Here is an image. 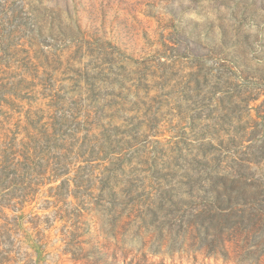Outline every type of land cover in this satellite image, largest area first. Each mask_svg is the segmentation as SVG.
I'll use <instances>...</instances> for the list:
<instances>
[{
    "label": "rangeland",
    "instance_id": "obj_1",
    "mask_svg": "<svg viewBox=\"0 0 264 264\" xmlns=\"http://www.w3.org/2000/svg\"><path fill=\"white\" fill-rule=\"evenodd\" d=\"M1 45L2 133L73 137L0 264H264V0H0Z\"/></svg>",
    "mask_w": 264,
    "mask_h": 264
},
{
    "label": "trees",
    "instance_id": "obj_2",
    "mask_svg": "<svg viewBox=\"0 0 264 264\" xmlns=\"http://www.w3.org/2000/svg\"><path fill=\"white\" fill-rule=\"evenodd\" d=\"M5 51L3 45H1L0 66L6 64V66H8L9 62L3 61L5 56L2 54ZM21 81L23 82L24 80ZM17 86L16 83L10 82V78L0 77V94L3 95V97H0V102L4 101L8 103L5 96L7 94H17ZM59 119L60 118H56L55 122V120L50 121L39 115V121L33 124L34 130L29 134V140L27 141H24V139H17L14 136L9 137V134L2 133L0 130V198H15L17 185L24 186V193L25 190H27L26 194L37 191L38 186L42 184L40 178L44 176L42 167L44 165L43 159L45 158V151L51 149L54 145L57 147H64L68 143L67 138L73 137V135L67 131H62L63 125L67 119L62 117L64 122H59ZM14 133L16 132H13V135ZM65 159L70 160L69 157H65ZM30 163L34 164L35 167H31ZM37 166L42 167L38 171L33 172L34 169L36 170ZM26 167L30 170L33 168L32 173L27 171L29 173V182L27 185L24 184V181L18 183V176H20L22 172L19 171ZM52 170L55 172L56 176H64L70 172L66 167H57ZM24 193H22V197H24ZM2 206L4 205L0 201V207Z\"/></svg>",
    "mask_w": 264,
    "mask_h": 264
}]
</instances>
